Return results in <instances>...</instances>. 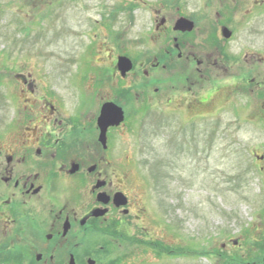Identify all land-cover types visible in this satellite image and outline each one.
<instances>
[{"label":"flooded vegetation","instance_id":"obj_1","mask_svg":"<svg viewBox=\"0 0 264 264\" xmlns=\"http://www.w3.org/2000/svg\"><path fill=\"white\" fill-rule=\"evenodd\" d=\"M197 2L203 11L189 12V0H165L154 11L151 39L157 48L150 60L141 67L132 62L123 77L116 56L108 68L113 84L109 79L88 86L84 94L90 98L71 112L54 88L20 84L24 99L17 93L16 101L10 99L15 113L9 119L0 116V264H132L146 246L161 247L146 224L157 227L149 211L153 189L145 184L141 201L140 167L125 157L116 139L128 127L122 101L148 104L157 131L173 122L184 128L204 120L205 107L217 96H226L233 106L254 84L257 67L258 56L244 50L233 54L230 45L254 15L264 16V0ZM181 20L193 24L192 32L177 30ZM256 73L261 76L252 91L261 101L264 71ZM107 104L121 108L125 121L109 128L103 140L98 119ZM177 133L188 149V131ZM257 159L264 165V155ZM236 262L221 258L218 264Z\"/></svg>","mask_w":264,"mask_h":264},{"label":"rangeland","instance_id":"obj_2","mask_svg":"<svg viewBox=\"0 0 264 264\" xmlns=\"http://www.w3.org/2000/svg\"><path fill=\"white\" fill-rule=\"evenodd\" d=\"M164 1L0 0V116L15 113L10 99L19 98L24 80L35 89L54 88L71 112L88 86L109 79L113 84L108 68L116 56L144 65L157 48L153 16ZM189 2V12L203 11L197 0ZM253 19L230 48L258 56L251 74L255 84L262 73L256 72L264 71V16ZM254 84L233 106L217 96L205 107L204 120L184 128L173 122L157 131L148 104L122 101L128 127L116 139L140 167L141 201L145 184L153 189L149 211L158 228L146 224L161 245L146 246L132 264H218L221 258L264 264V165L257 159L264 155V100L252 91ZM179 129L188 131V149Z\"/></svg>","mask_w":264,"mask_h":264},{"label":"water","instance_id":"obj_3","mask_svg":"<svg viewBox=\"0 0 264 264\" xmlns=\"http://www.w3.org/2000/svg\"><path fill=\"white\" fill-rule=\"evenodd\" d=\"M177 30L182 32H192L193 24L186 20H181L177 24ZM226 39H230L231 34L225 30L223 32ZM118 71L123 77L131 72L133 65L132 62L127 58H119L118 60ZM125 121L124 112L121 108L114 104H107L101 111V116L98 119L99 128L102 131L101 139L105 140L106 133L109 128H118Z\"/></svg>","mask_w":264,"mask_h":264}]
</instances>
